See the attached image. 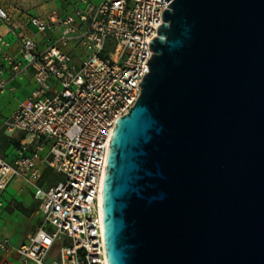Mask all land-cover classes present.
<instances>
[{
    "label": "water",
    "instance_id": "obj_1",
    "mask_svg": "<svg viewBox=\"0 0 264 264\" xmlns=\"http://www.w3.org/2000/svg\"><path fill=\"white\" fill-rule=\"evenodd\" d=\"M166 1L110 141L108 264H264V0Z\"/></svg>",
    "mask_w": 264,
    "mask_h": 264
},
{
    "label": "built area",
    "instance_id": "obj_2",
    "mask_svg": "<svg viewBox=\"0 0 264 264\" xmlns=\"http://www.w3.org/2000/svg\"><path fill=\"white\" fill-rule=\"evenodd\" d=\"M71 1L76 7L70 13L53 9L26 20L0 6L9 33L27 26L38 33L64 27L58 37L46 36L44 46L21 34L19 56L0 34V92L27 72L34 82L5 122L7 132L24 134L16 156L0 158V190L19 178L31 185L39 203L40 224L25 242L13 246L0 236V251L13 250L22 264H108L101 192L110 141L117 119L140 95L139 82L154 53L150 42L171 2ZM72 44L86 50L78 64L66 50ZM48 167L62 178L43 186Z\"/></svg>",
    "mask_w": 264,
    "mask_h": 264
},
{
    "label": "crops",
    "instance_id": "obj_3",
    "mask_svg": "<svg viewBox=\"0 0 264 264\" xmlns=\"http://www.w3.org/2000/svg\"><path fill=\"white\" fill-rule=\"evenodd\" d=\"M90 1L92 3L97 4L101 0H90ZM0 6L7 9L15 17H20L22 20H26V17L28 15L46 16L53 9H57L60 11L62 15H65L67 13L72 12L75 9L76 3L71 0H0ZM63 31H64V27H59V28H55L54 30H50L46 33H38L34 27L27 26V28L23 32H19V34H14L12 32L9 33L6 25L0 20V34L4 35L5 38L11 42V47L9 51L16 56H19L21 34H27L29 36H32L36 41H38L40 46H44L45 43L44 38L46 36L58 37V35L61 34ZM66 50L71 53L74 62L77 64L80 63L83 57L86 55V50L79 45L75 46L72 44L68 48H66ZM3 66H4L3 62L0 61V68L1 67L3 68ZM5 75H9L8 69L5 71ZM13 81H17L19 83L22 89L26 92V95H23L20 90H18L15 86H13ZM33 87H34V82H33V75L31 72L25 73L20 78L13 79L9 84V88L3 93L0 92V118L6 117L11 113H13L14 109L18 107L19 103L30 95ZM6 132H7L6 130L3 131L5 137L14 138L19 134H22V133H10V135H7ZM22 135L23 137L21 138V140L24 138V134ZM17 147L18 146L12 145V147L7 149L6 153L8 156L5 159L12 161L16 156ZM46 169L47 168L44 169L43 173L46 171ZM55 182L53 181L51 184ZM42 185L48 186L50 184H45L44 182ZM29 188L34 197L33 188L32 187ZM33 197L31 196L28 188L25 186V182L19 178L11 181L4 190H0V232H2L4 227L7 230L10 228L9 224L4 225L8 223L6 218H8L10 215L24 214L27 205L33 201ZM37 215L40 218L39 209ZM17 230L18 231L15 233V235L6 234V236H3V237H8L13 246H18L23 242H25L29 234L32 233V232L27 233L24 227H21L20 229ZM24 235H26V239L23 240L22 238ZM0 264H22V263L19 261L15 252L12 250L7 253L0 251Z\"/></svg>",
    "mask_w": 264,
    "mask_h": 264
},
{
    "label": "rangeland",
    "instance_id": "obj_4",
    "mask_svg": "<svg viewBox=\"0 0 264 264\" xmlns=\"http://www.w3.org/2000/svg\"><path fill=\"white\" fill-rule=\"evenodd\" d=\"M13 86H15L18 90H20L23 95H26V92L22 89V87L19 85L17 81H13ZM11 114L6 117L0 118V158H6L8 156L6 153L7 149L12 147V145L18 146L21 138L23 137L22 134H19L18 136L14 138L4 136L3 131L5 130V122L6 120L9 119ZM6 134L10 135L9 132H6ZM61 178H62L61 175L55 174L53 172V169L51 167H48L46 171L43 173L40 183L43 184L45 182V184H51L53 181L55 182ZM25 186L28 188L31 196L33 197L30 191V188H29L31 187V185L25 182ZM38 209H39L38 202L33 197V201L27 205V208L24 214L10 215L8 218H6L8 223L7 224L3 223V224L4 225L9 224L10 228L7 230L4 227L2 232H0V236H6V234L15 235V233L18 231L17 229H20L21 227H24L27 233L34 232L40 224V218L37 215ZM22 239L23 240L26 239V235H24ZM58 249H59V246L54 249L53 254L57 253Z\"/></svg>",
    "mask_w": 264,
    "mask_h": 264
},
{
    "label": "bare ground",
    "instance_id": "obj_5",
    "mask_svg": "<svg viewBox=\"0 0 264 264\" xmlns=\"http://www.w3.org/2000/svg\"><path fill=\"white\" fill-rule=\"evenodd\" d=\"M103 183H104V179H103ZM101 203H102V207H103V194H102V192H101Z\"/></svg>",
    "mask_w": 264,
    "mask_h": 264
}]
</instances>
